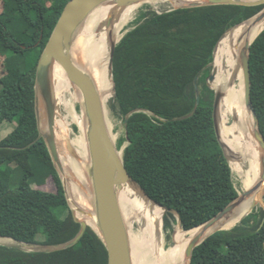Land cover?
Wrapping results in <instances>:
<instances>
[{
  "label": "trees",
  "instance_id": "trees-1",
  "mask_svg": "<svg viewBox=\"0 0 264 264\" xmlns=\"http://www.w3.org/2000/svg\"><path fill=\"white\" fill-rule=\"evenodd\" d=\"M69 1L0 0V128L4 122L15 125L0 141V236L40 245L66 243L80 230L48 148L39 139L34 107L35 69ZM263 8L145 11L115 50L114 100L124 117L126 135L118 142L119 148L126 144L124 164L154 201L180 215L188 235L201 232L196 227L239 195L235 168L217 138L215 91L207 79L224 34ZM244 29L232 30L215 57L232 54ZM250 72L251 101L264 137V31L251 46ZM195 81L201 97L197 107ZM211 86L220 87L222 95L244 97L237 63ZM246 118L244 109L229 107V137L238 155L244 141H237L236 127ZM259 156L255 144L250 163L258 179ZM48 180L54 191L43 189ZM244 181L251 190L246 174ZM260 204V214L229 219L225 225L234 228L216 232L198 246L191 264H264V201ZM176 224L175 216L166 213L164 229L169 232ZM0 264H108V254L88 228L77 245L63 251L25 252L0 245Z\"/></svg>",
  "mask_w": 264,
  "mask_h": 264
},
{
  "label": "water",
  "instance_id": "water-1",
  "mask_svg": "<svg viewBox=\"0 0 264 264\" xmlns=\"http://www.w3.org/2000/svg\"><path fill=\"white\" fill-rule=\"evenodd\" d=\"M162 1L167 2L171 6L168 11L228 5L243 7L264 6V0H201L186 4H177V2H179L178 0H70L63 9L51 37L38 60L35 69L34 107L39 139H43L48 148L53 165L61 179L68 207L74 221L80 224V230L72 240L60 245L27 243L7 236H0V245L14 247L25 252L63 251L77 245L84 237L88 228H90L103 242L108 254V264H133L130 248V230L124 219L120 204V193L126 186L134 188L147 200L161 207L165 213L173 214L177 221L176 226L181 227L180 215L176 211L168 209L154 201L128 173L123 159L126 144L122 145L120 148L118 147L117 139L114 140V133L110 130L106 122L104 103L92 76L84 69L80 68L72 56V46L78 32L96 9L110 6L111 9L107 16V25H112L117 20L120 12L125 8H139L143 5ZM249 20H253L254 23H263L264 8L248 20L229 29L221 40L232 30ZM121 39L119 38L117 41H113L109 49V70L110 78L113 83L112 92L114 96L116 95V84L114 80L113 62L116 47ZM221 40L218 42L217 46ZM252 44L247 45L246 49L240 54L239 62L244 87V103L246 108L250 111L254 121L255 129L253 132V140L257 145L260 155V176L258 185L263 189L262 195L264 197V137L260 132L259 120L251 101L250 49ZM217 46L214 50V54ZM212 64L213 62L210 66H212ZM56 65L63 68L70 83L80 94L78 104L84 121L88 151V162L85 165V172L91 194L87 208L81 207L73 202L62 174V163L58 152L55 132L56 118L57 114H59V104L57 103L58 99L55 92L53 77V71ZM214 78L215 75L212 70L207 79V85L215 91L213 114L215 129L218 141L230 163V156L226 151V146L222 141L219 131L218 108L222 93L212 88L211 82L214 81ZM195 85L197 107L201 97L196 81ZM69 149L70 154L79 160L78 153L74 151L72 147ZM252 193V189L245 191L242 195L239 193L238 197L225 209L220 211L209 221L196 227L201 228L202 232L193 237L187 245L186 258L188 259V264H191L194 250L209 237L216 232L232 229L223 227L229 221L231 214L238 204ZM257 204L258 202H253L248 214H246L244 218L252 213L251 211ZM244 218H242V220ZM242 220L240 222H242ZM5 239L11 240L13 244L3 242Z\"/></svg>",
  "mask_w": 264,
  "mask_h": 264
},
{
  "label": "bare ground",
  "instance_id": "bare-ground-1",
  "mask_svg": "<svg viewBox=\"0 0 264 264\" xmlns=\"http://www.w3.org/2000/svg\"><path fill=\"white\" fill-rule=\"evenodd\" d=\"M178 1L177 4H186L201 0ZM110 9V6L101 7L96 9L89 16L78 32L73 43L72 56L80 68L84 69L92 76L104 103L106 122L112 131L114 130V124L109 119L108 113V104L114 96L112 92L113 83L110 78L109 70V49L110 44L120 38V34L129 23L125 21V19L130 17L135 8L123 9L118 15L117 20L112 25H107V16ZM244 27V32L232 54L220 57H215L214 54L213 60L217 61L213 64L215 78L236 63L242 75L239 62L240 54L246 49L247 45L252 44L258 35L264 30V22L254 23L253 20H249L234 30H239ZM227 35L221 40L215 53L225 41ZM53 77L55 92L58 99L57 103H62L65 106L69 115L73 116V121L77 123L81 129L80 137L76 138L75 136L74 138H71V122H69L67 116H63L59 111L55 123V132L58 152L62 163V174L73 202L81 207L87 208L91 194L88 186V178L85 172V165L88 162V151L84 131V121L77 120L75 106L73 103L68 102L66 96L67 93H71L73 90L72 95L74 99H72L78 102L80 100V94L72 86L65 71L59 65L54 67ZM231 106L244 109L247 117H249L250 111L245 106L244 97L239 95H222L218 108L220 135L230 158L236 161L235 173H238L241 176V190L239 193L242 195L247 191L244 181L245 174L247 182L253 190L252 196L250 195L249 197L244 198L241 201V205L237 207L230 216V219H242L248 214L254 201L258 202V204L251 212L262 211L260 201H264V197L262 195L261 187L258 185V176L248 160L251 154L255 151L256 143L253 138L250 137L248 145L244 144L240 155L234 151L231 145L227 126L229 107ZM251 128L253 129L251 131L252 133L255 129L254 123H252ZM113 138L114 140L118 139V134H114ZM70 147L78 153L79 160L70 154ZM244 152L245 155L243 154ZM120 204L124 219L130 230V248L133 264H188V259L186 258L187 245L193 237L200 234L202 231L197 234L188 235V233L181 227L176 226L173 234L174 244L166 249L163 242V224L166 213L161 207L147 200L131 186H126L120 193ZM223 228L229 229L232 227L224 225ZM3 242L13 244L9 239H5Z\"/></svg>",
  "mask_w": 264,
  "mask_h": 264
},
{
  "label": "rangeland",
  "instance_id": "rangeland-1",
  "mask_svg": "<svg viewBox=\"0 0 264 264\" xmlns=\"http://www.w3.org/2000/svg\"><path fill=\"white\" fill-rule=\"evenodd\" d=\"M170 8H171V6L167 2H163V1L151 3V4L143 5L139 8H135L132 11L130 17L128 19H125V21H127L129 23L125 27L124 31L120 34V39L126 34V32L130 28H132L133 26L142 22L143 17H141V16H142L143 12L152 10V11H156V12L160 13V12L170 10ZM210 68L212 71L213 65L210 66ZM213 89L220 92V90H219L220 87H214ZM72 92H73V90H72ZM72 92L67 93V95H66L68 102L74 104L76 118L78 121H82L83 118L81 116L79 104H78V102L73 100L74 98H73ZM59 111L61 112V114L63 116H67V119L69 120V122H71V125H70L71 138H74L75 136H76V138L80 137L81 136V129L79 128V125H77V123H75L73 121V116L69 115V112L67 111V109L65 108V106L62 103H59ZM108 113H109V119L114 124V130H112V131L114 134H118V139H117V143H118L121 139L125 138L126 130H125V125H124V117L119 112L118 104L114 100V96L108 104ZM252 123H254V121H253L251 113H249V117H247L241 125H238L236 127L237 141L242 143V140H243L244 144H246V145L249 144L248 141H250V137L253 138V132L251 133V131L253 130L251 128ZM14 127H15V125L13 123L4 122L0 128V141L3 138H5L14 129ZM243 154L245 155V152ZM248 160L250 163V157L248 158ZM235 162H236L235 160L230 158V163H231L232 169L236 168ZM234 182H235V185L237 186L238 191H240L241 190V176L238 173H235V171H234ZM43 189L47 190V191H54L56 188H55L54 182L52 180H48L47 184L43 187ZM260 212L261 211H259V214H260ZM174 232H175V227H174V229H172L169 232L167 230H165L163 227V242H164V247L166 249L170 248L174 244V240H173Z\"/></svg>",
  "mask_w": 264,
  "mask_h": 264
}]
</instances>
